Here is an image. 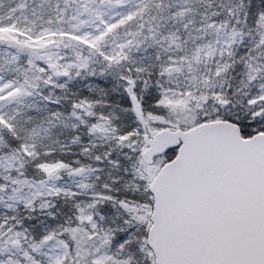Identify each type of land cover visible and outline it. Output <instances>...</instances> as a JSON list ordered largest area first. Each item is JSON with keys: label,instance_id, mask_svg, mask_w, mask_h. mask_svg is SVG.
I'll return each instance as SVG.
<instances>
[{"label": "snow or ice", "instance_id": "obj_1", "mask_svg": "<svg viewBox=\"0 0 264 264\" xmlns=\"http://www.w3.org/2000/svg\"><path fill=\"white\" fill-rule=\"evenodd\" d=\"M0 264H264V0H0Z\"/></svg>", "mask_w": 264, "mask_h": 264}]
</instances>
